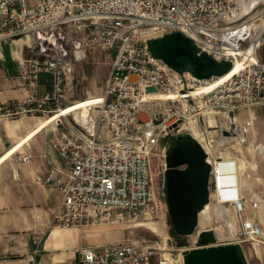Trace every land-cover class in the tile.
<instances>
[{
    "label": "built area",
    "instance_id": "built-area-1",
    "mask_svg": "<svg viewBox=\"0 0 264 264\" xmlns=\"http://www.w3.org/2000/svg\"><path fill=\"white\" fill-rule=\"evenodd\" d=\"M241 10L238 0H0V40L22 36L33 40L31 55L21 59L18 71L27 93L0 102V120L48 116L64 106L69 50L76 58L92 44L115 49L103 90L86 114H63L55 121L52 145L64 163L66 178L54 169L36 176L61 193L48 227L119 222L123 215L130 222L152 219L159 207L151 155L170 135L182 131L193 135V124L212 163L211 186L223 190L220 199L211 198L224 209L231 204L238 214L230 224V236L217 237V243L249 241L254 250L264 243V231L247 214L244 199L225 195L230 183L218 184L214 164L220 147L244 139L255 118L253 110L264 106V27L252 45L255 21L264 16V0L238 17ZM70 30L80 38L69 39ZM173 31L187 36L199 54L231 61L230 69L239 60V69L218 83V76L199 78L177 71L153 55L147 43ZM42 74H47L49 88L39 92ZM148 87L154 90L147 91ZM152 92L164 97L153 98ZM242 109L249 113L240 122ZM221 128L236 136L219 145ZM30 158L16 155L22 162ZM204 228L216 233L215 227L198 226L191 244L180 249L196 246ZM181 250L176 253L156 241L130 237L85 246L73 264H169L166 253L182 257ZM38 251L29 255L31 264H38Z\"/></svg>",
    "mask_w": 264,
    "mask_h": 264
},
{
    "label": "crops",
    "instance_id": "crops-1",
    "mask_svg": "<svg viewBox=\"0 0 264 264\" xmlns=\"http://www.w3.org/2000/svg\"><path fill=\"white\" fill-rule=\"evenodd\" d=\"M32 43L30 36L0 40V102L21 99L26 95L25 80L18 71L21 59L31 55ZM46 88H49L47 74H42L38 91L43 92ZM262 110L264 108L259 109ZM253 111L255 115V109ZM248 113L244 109L238 112L240 122L244 121ZM36 119L27 115L0 120V156L35 126ZM54 133L55 123L52 127H45L29 137L24 145L22 144L0 163V264H31L29 255L35 248L39 249L35 255L38 264H73L81 248L85 246H97L126 238L123 232L118 231L122 229H116L113 225L116 222L80 227H48L61 193L56 187L38 182L36 176L54 169L56 172H62L66 178L64 163L52 145ZM248 136L249 133L241 139L242 144L244 142L246 144L244 146L248 145ZM235 145L236 140H231L222 146L230 149V155L225 157L232 160L230 164L233 167L232 179L228 183L234 186H231L225 195L242 197L247 214L252 215L262 228L264 215H261L260 208L264 207V199L257 192L244 189L240 180L238 159L233 157L237 149ZM261 152H264V149H261ZM22 153L31 155L29 162L16 159V155ZM246 162L249 164L246 159L244 168ZM225 210L229 214L227 221L230 222L233 215L231 224L235 223L238 214L232 205H227ZM211 214L212 211L208 223L202 222L201 226L210 223ZM223 219L226 220L225 218L221 220ZM225 236H230L229 230L222 237ZM163 243L167 246L166 240ZM240 246L243 247V244Z\"/></svg>",
    "mask_w": 264,
    "mask_h": 264
},
{
    "label": "water",
    "instance_id": "water-1",
    "mask_svg": "<svg viewBox=\"0 0 264 264\" xmlns=\"http://www.w3.org/2000/svg\"><path fill=\"white\" fill-rule=\"evenodd\" d=\"M259 1L238 0V5L242 7L238 17L251 13ZM147 43L153 55L177 71H188L199 78L222 75L232 66L229 60L218 61L205 52L199 54L192 41L179 31L151 38ZM129 79H136V76L130 75ZM152 90V87L147 88V91ZM140 117L144 118V114L141 113ZM220 130L221 135L217 139L219 145L223 144L224 139L236 136L224 128ZM175 139L176 142L168 145L164 154L167 213L175 234L193 236L199 226L200 210L211 202L212 163L191 133L179 132ZM218 205L220 218L226 219L228 212ZM197 238L196 246L182 250L183 264H244V254L239 245L234 242L217 243L212 228L202 229Z\"/></svg>",
    "mask_w": 264,
    "mask_h": 264
},
{
    "label": "rangeland",
    "instance_id": "rangeland-1",
    "mask_svg": "<svg viewBox=\"0 0 264 264\" xmlns=\"http://www.w3.org/2000/svg\"><path fill=\"white\" fill-rule=\"evenodd\" d=\"M255 24L256 34L261 29L262 24H264V16H260V18L255 21ZM67 37L69 39H78L80 38V34L70 30ZM114 54V48L104 47L99 44H92L91 46L86 47L76 58L73 56L72 50H69L66 57L70 60L71 69L64 78V106L79 99L93 95L99 96L101 94ZM260 108H264V106L255 108V118L248 136L249 141H251V146H242V150L246 159L249 161V164L246 162L245 168L240 171V180L243 182L246 191L257 192L261 198L264 199V152H261V149H264V147H262L264 146V110L259 111ZM30 116L35 118L46 117V115L43 116L40 114ZM195 134L196 132L194 135ZM175 142V135L168 136L157 145L151 155L150 161L155 174V190L159 207L156 214H152V219H140L138 222H130L123 215L124 218L113 225L116 229H122V231H118L123 232L124 238L132 237L148 241H156L161 246L163 245V236H167L168 242L166 248L178 253L181 250L180 248H184L191 244L190 241L192 236H179L175 234L167 213L164 187L166 169L164 154L167 146L172 145ZM235 146L237 152L234 153H238L240 146ZM229 150L230 149H225L223 147H220L219 149L220 153H223L224 155H229ZM232 150H234V148ZM213 189L210 177V193L213 192ZM214 206L215 205H213L211 209V221L208 225L215 227L217 230V236L220 235L221 237H219V239H221L223 235L228 233V230H231V226L228 225V223L231 224V222L221 220L218 217L219 214L213 211ZM261 208L260 213L261 215H264V207ZM116 214L121 215L122 213L116 210ZM261 224L262 228H264V223ZM199 226L203 227L201 225ZM241 243L243 244V247L240 246V244L239 247L243 251L246 264H264V244L259 245L258 248L254 250L249 241ZM173 264H183V255L182 257L180 254L174 256Z\"/></svg>",
    "mask_w": 264,
    "mask_h": 264
},
{
    "label": "bare ground",
    "instance_id": "bare-ground-1",
    "mask_svg": "<svg viewBox=\"0 0 264 264\" xmlns=\"http://www.w3.org/2000/svg\"><path fill=\"white\" fill-rule=\"evenodd\" d=\"M262 27H264V24H262ZM260 32H261V29L254 35L253 44H252L253 46L256 44V41L258 40ZM240 65H241V62L238 60L236 62V64H235V66L232 69H230L226 73L218 76L219 80L216 79L217 83L220 80H223V79L229 77L234 72H236L239 69ZM149 95L151 97H153V98H157V97L160 98V96L164 97V96L160 95V93H158V92H152ZM98 97L99 96L93 95V96H90V97L79 99V100H76V101H74V102H72V103H70L68 105H65V106L61 107L59 110L53 112L52 114H50V115H48L46 117H38L37 120L35 121V126L23 138L21 137L22 139L18 140L19 142L17 144H15V145L13 144V146L11 148L7 149L4 154H1L0 163L3 162L6 158H8L11 153L16 151L29 137L33 136L35 133H37L38 131L42 130L45 127L46 128L52 127L59 116H61L63 114H72L75 117L84 116L86 114L87 110H88V105L93 103V102H95V99H97ZM190 125L193 128V136L197 140L201 141V137H200L199 132L195 129L193 124H190ZM211 126H213V125L211 124ZM195 132H196V134L194 135ZM235 140H236V144L240 146L239 147L240 150H239L238 153H235L233 157H236L238 159V161H239L238 162V167H239V170L241 171L244 168L243 165H244V161L246 160V157H245L244 152L242 150V146H244L245 142L242 144L241 140H238V139H235ZM247 143H248L249 146H251V141H249V139H248ZM262 147H264V146H262ZM225 156H228V155L227 154L224 155L223 153H221V155L218 154V158H216L215 162H214V164L216 166V171L219 174L218 184H220V185H222L223 183L227 184L229 182V180L232 179V173H233V171H232L233 169L232 168L233 167H232V164H230V162H232V160L227 159ZM229 157H231V156H229ZM221 176H223V179H222ZM222 192H223L222 188L221 189L214 188L213 192L211 193V196L212 197L215 196V198H219L220 199L221 196H222ZM231 192H234V191H231ZM218 203L219 202H215V201L211 200L210 203L206 204L203 207V209L200 210V213H199V225L202 222L208 223L209 217H210L209 215H210V212H211V209H212L213 205H215L214 208H213V211H215L217 214H219L220 208H218L219 207ZM216 207H217V210L215 209ZM223 211L225 212V210H223ZM227 219H228V217L226 218V220ZM232 219H233V215H232V218L230 219V222H232ZM208 226L209 225L203 226V227H208ZM218 237H221V236L218 235ZM166 238H167V236H163V242H165ZM162 246L166 247L165 243H163ZM256 248H258V247L256 246ZM166 256L169 258V264H173L174 257L171 254H169V253H166Z\"/></svg>",
    "mask_w": 264,
    "mask_h": 264
},
{
    "label": "trees",
    "instance_id": "trees-1",
    "mask_svg": "<svg viewBox=\"0 0 264 264\" xmlns=\"http://www.w3.org/2000/svg\"><path fill=\"white\" fill-rule=\"evenodd\" d=\"M181 244V243H180ZM244 264H246L245 258H244Z\"/></svg>",
    "mask_w": 264,
    "mask_h": 264
},
{
    "label": "flooded vegetation",
    "instance_id": "flooded-vegetation-1",
    "mask_svg": "<svg viewBox=\"0 0 264 264\" xmlns=\"http://www.w3.org/2000/svg\"><path fill=\"white\" fill-rule=\"evenodd\" d=\"M165 187V186H164ZM165 195H166V193H165ZM166 205H167V203H166Z\"/></svg>",
    "mask_w": 264,
    "mask_h": 264
}]
</instances>
